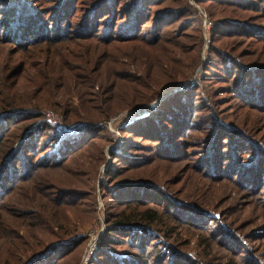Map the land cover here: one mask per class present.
<instances>
[{"label": "trees", "instance_id": "obj_1", "mask_svg": "<svg viewBox=\"0 0 264 264\" xmlns=\"http://www.w3.org/2000/svg\"><path fill=\"white\" fill-rule=\"evenodd\" d=\"M201 2L212 7L208 9L212 16L225 14L213 28L201 83L168 97L151 117L126 129L128 144L114 155V169L120 166L115 171L131 173L147 166L144 159L149 156L170 163L190 160L188 169L199 183L200 178L231 181L235 175L250 181L252 175L258 184L262 170L257 160L264 156V146L249 135L255 127L250 120L241 123L239 119L231 125L220 112L232 101L248 112L264 104V0ZM231 38L235 39L225 41ZM203 42L202 25L189 0H0V64H5L0 65V148L6 145L0 156V202L9 189L33 180L31 173L20 175L18 162L23 153L22 163L31 157L41 146V138L54 129L46 121V110L60 113L69 123L86 124L77 127V135L55 131L49 136L51 153L45 159L52 166L63 164L105 132L94 125L149 103L166 83L188 80L178 58L193 61L188 66L191 73H186L192 77L202 62ZM7 46L10 49H4ZM192 52L194 56H189ZM73 101L80 103L81 110ZM146 149L152 154L137 155ZM111 175L115 174L108 171ZM133 177L137 178L119 181L116 177L109 187L102 186L104 198L110 197L114 208L107 219L112 238L105 244L129 240L140 257H154L149 248L154 252L158 238L150 232L174 238L176 231L166 225L167 220L184 222L188 213L179 201L171 202L174 198L157 185L159 181ZM160 196L164 197L162 204ZM31 204L35 212L27 214L43 217L45 204L33 200ZM199 207L190 208L204 212ZM21 215L13 223H6L0 215V233L11 234L26 251L37 254L23 264H56L83 241L78 234H69L71 243L48 249L45 233L38 229L35 236L28 234L34 242L28 246L20 234L29 229L24 223L26 215ZM209 228L206 224L202 229ZM70 245L71 251L55 255L57 249ZM251 255L250 260L256 259ZM157 256L162 258L160 251ZM109 259L99 254L94 264ZM133 259L127 262L120 257L119 261L151 264Z\"/></svg>", "mask_w": 264, "mask_h": 264}, {"label": "rangeland", "instance_id": "obj_2", "mask_svg": "<svg viewBox=\"0 0 264 264\" xmlns=\"http://www.w3.org/2000/svg\"><path fill=\"white\" fill-rule=\"evenodd\" d=\"M189 4L193 8L196 18L201 22L204 40L201 48L202 62L192 77L186 73H191L188 66L193 61L189 59L182 61L181 58H178L182 64L180 71L190 77L188 80L184 81L183 84L166 83L158 89L159 91L149 103L134 110L126 109L110 121L94 125L93 127L97 131H105L102 134L104 136H97L96 142L91 141L86 148L63 164H54L55 167L48 163L49 160L45 159L51 153V149L47 147L52 145L49 136L55 134V131L67 135H77V132L79 133L77 127L86 124L83 121L69 123L60 113L46 110L44 112L46 121L54 129L41 138V146H38V150L31 153L32 156L23 163L21 157L25 156L24 153L21 154L19 158L21 164L18 162L19 168L22 169L20 175L24 172L31 173L33 180L20 182L19 187L16 185L5 193L0 202V215L3 216L6 223H13L17 218L23 216L21 215L23 213L26 215V222L24 223L28 224L29 229L26 232L21 230L20 234L26 237V241L30 243L26 242L28 246L34 243L29 235L35 236L38 229L45 233L48 249L52 248L53 245L71 243L73 237L69 234L73 236L78 234L82 237V243L65 258L56 260V264H94L97 262L96 258L99 254L110 256V259L103 264H112V261L123 264L119 261L120 257L127 259V262H135L133 258H142L141 262L148 261L151 264H264V156L257 160V165H260L259 168L262 170L258 184H256L257 176L252 175L250 181H241L235 175L232 176L231 181L200 178L199 183V178L188 169L187 162L190 160H185L186 162L182 163H170L161 160L156 161L149 156L148 159H144L147 166H140L131 173L125 172V174L121 170L115 171L120 166L114 169L116 166L114 164L115 159H113L114 155L123 145L128 144L125 130L131 125L151 117L152 113L168 97L180 94L185 89H190L202 81L204 75L202 66L208 59L213 28L218 21L217 19H221L225 14H218L217 18L212 16L208 10L209 7L211 9L212 7L209 6L208 2L204 4L201 0H189ZM221 9L223 8H219V10ZM206 19L212 21L213 25L210 30H204ZM233 39L235 38L225 41L228 43ZM4 49H10V46ZM189 56H194V53L192 52ZM0 65L3 67L5 64L1 63ZM18 66L19 64L14 68ZM9 71L11 72V70ZM148 81L150 82L149 79ZM204 94L203 91L201 96ZM224 98L225 96L220 101ZM73 102L76 109L81 110L80 103L78 101ZM239 104V102L232 101L227 107L224 106L221 109V115L231 125L237 119L241 123L250 120V125L255 128L253 132L250 131L249 135L257 144L264 146V104L261 103L258 110L250 108V112ZM136 110L143 112L141 117L131 123H126L127 112ZM47 114L49 115L47 116ZM235 134L238 133L235 132ZM5 147L6 145H2L1 148L5 149ZM1 148L0 156L3 151ZM150 149L153 150V148ZM101 153L102 155H100ZM151 154L152 152L149 154V149H146L145 152H140L137 155L148 156ZM262 155L264 154L262 153ZM197 161L191 160L192 163ZM24 167H27L26 170ZM259 168L257 169L258 173ZM108 171L115 175L109 177ZM131 175L142 177L136 180L147 179L155 181V183L159 181L157 185L174 198L171 202L177 203L179 201L184 207L182 210L188 213V215L183 216L186 219L184 222L172 224L170 220H167L166 214L161 211L167 220L166 225L176 231V236L168 239L159 231L150 232L158 238V242L154 244V252L149 248L154 257H147V255L140 257L139 252L134 248L136 246L129 240L112 245L105 244L108 239L112 238V235L108 234L107 219L114 212V208L111 204L112 199L110 197L104 198L102 186L109 187V183L116 177H119V181L137 178ZM239 182L242 187L238 184ZM39 193H43L44 196ZM107 194L108 191H106ZM160 198L162 199L160 204H162L164 197L160 196ZM58 199L60 200L59 205L56 204ZM32 200L45 204V207H42L45 208L43 217L35 219L33 218L34 214H27L35 212L30 206ZM171 202L169 201V204L172 205ZM73 203L78 205L73 206ZM197 204L204 212H194L195 209L190 208ZM174 211L172 210L171 213L175 214ZM204 216L209 219H204ZM206 224L210 225L209 230L202 229ZM212 232L216 233V237H213ZM6 235L8 237L5 236V233H0V264H11L12 261L23 264L37 255L26 251L25 245L12 240L11 234ZM72 247L70 245L63 250L56 248L55 255L59 256L61 252L71 251ZM159 251L162 258L157 256ZM173 251L175 253L172 254ZM250 252L255 254L251 255ZM250 255L256 259L250 260ZM165 257L168 260L162 262Z\"/></svg>", "mask_w": 264, "mask_h": 264}, {"label": "built area", "instance_id": "obj_3", "mask_svg": "<svg viewBox=\"0 0 264 264\" xmlns=\"http://www.w3.org/2000/svg\"><path fill=\"white\" fill-rule=\"evenodd\" d=\"M212 21L211 19H206L204 23V30H210L212 27ZM207 42L209 43V40L207 39ZM127 117H126V123H131L135 120H138L141 117V114L143 113L141 110H136V111H130L127 112ZM49 114H47L48 116Z\"/></svg>", "mask_w": 264, "mask_h": 264}]
</instances>
